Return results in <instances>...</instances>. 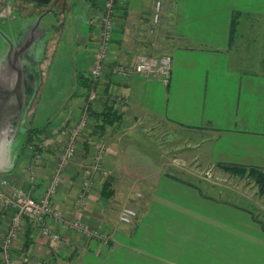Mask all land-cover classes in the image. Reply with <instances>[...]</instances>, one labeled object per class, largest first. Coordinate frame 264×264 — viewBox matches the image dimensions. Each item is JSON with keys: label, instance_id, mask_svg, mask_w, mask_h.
I'll use <instances>...</instances> for the list:
<instances>
[{"label": "crops", "instance_id": "1", "mask_svg": "<svg viewBox=\"0 0 264 264\" xmlns=\"http://www.w3.org/2000/svg\"><path fill=\"white\" fill-rule=\"evenodd\" d=\"M161 1L157 51L171 56L168 82L103 72L101 96L92 108L112 105L120 115L103 132V166L109 174L93 177L85 208L75 212L72 203L81 184L80 160H74L78 167H66L51 201L66 217H79L112 239H87L53 222L61 236L55 242L24 219L11 249L13 264H264V224L252 210L222 196L213 182L187 179L180 164L170 161L178 153L174 160L190 159L194 168L220 177L231 174L218 163L264 171V0ZM154 2L116 0L109 59L131 63L150 52L143 39ZM102 3L58 0L45 6L0 0V177L36 198L62 147L61 138L46 129L31 140L46 144L33 167L32 187L25 139L35 128L38 94L65 35L76 51L92 45L85 70L89 75ZM81 72L75 63L71 76L77 87L66 99L59 117L63 123L68 115L72 123L83 103L86 89L77 91L81 85L76 78ZM110 94L124 103L109 100ZM155 126L163 130V146L154 140L158 134L150 133ZM84 135L76 150L82 157L91 143V136ZM127 200L137 217L116 224L121 207L116 205ZM9 215L0 210V239Z\"/></svg>", "mask_w": 264, "mask_h": 264}, {"label": "built area", "instance_id": "2", "mask_svg": "<svg viewBox=\"0 0 264 264\" xmlns=\"http://www.w3.org/2000/svg\"><path fill=\"white\" fill-rule=\"evenodd\" d=\"M116 0H103L100 16L96 22L95 49L92 53L89 67V87L86 90L83 103L79 108L78 118L69 122L70 115L61 126L52 132L61 138V150L56 155V164L52 170L50 180L41 196L38 198L23 187L9 182L0 177V210L9 212V223L0 240L1 264H13L12 246L24 219L39 235L51 241H60V234L53 228L56 222L71 231L80 234L87 239H96L102 243H108L111 235L101 229L92 226L79 217L68 218L62 211L52 205V198L62 181L63 171L74 159L77 142L89 122V110L93 103L101 96L100 83L103 72L109 70L113 75L129 78L135 74L145 78L160 79L167 83L170 77L171 56L157 51V38L162 17V1L155 0L150 15V24L145 30L143 41L149 47L148 54H139L131 63L116 62L109 59L111 39L114 30V6ZM111 60V62H109ZM109 100L123 104L122 97L108 96ZM93 142L94 150L89 157L84 159L83 167L85 176L82 179L80 189L73 200L75 212H81L87 204V198L93 185L94 175L107 176L109 172L103 166V158L107 144L105 135H99ZM46 144L40 141H30L27 148L30 151V178L31 186L35 181L33 167L40 159ZM136 196H139L136 194ZM137 217L136 209L130 204H122L117 213L116 224H130ZM23 261H27L24 258Z\"/></svg>", "mask_w": 264, "mask_h": 264}, {"label": "rangeland", "instance_id": "3", "mask_svg": "<svg viewBox=\"0 0 264 264\" xmlns=\"http://www.w3.org/2000/svg\"><path fill=\"white\" fill-rule=\"evenodd\" d=\"M66 39L67 37L65 35L63 37V43H60L59 45L61 54H56L55 55L56 59L51 61V65L49 66L46 72L47 76L45 79V83L42 87V90L38 94L37 102L34 106L35 113L33 115L34 117L32 118V126H34L40 131L46 129V131L44 132L50 131L52 133L61 126V124L63 123L62 122L63 119H59V117L66 110V106L68 103L66 99L70 97V93L74 90L75 87H77L76 86L77 83L72 82V76H71V72L75 67V63L77 65V69L80 72L85 71L87 69V61H88L87 57H89L91 53L92 45L87 44L86 45L87 48L84 49L81 47L79 48V51H76L74 45L68 44L67 41L65 42ZM75 56H77V59H75ZM75 60L77 61L75 62ZM45 69H46V65L43 66V72H45ZM73 85H74V88H73ZM81 90H82V87L80 88L78 85L77 91L80 92ZM84 97H85V94H84ZM77 118H78V114L74 118V121ZM149 130L151 134L153 132L158 134V139L154 137V140L155 142L157 141L159 146L160 145L163 146L164 136L161 135L163 133V130L156 126L155 128L151 127ZM84 133L88 136H91V140H90L91 143L87 144V148L89 150L85 149L87 154L85 153L84 156L82 157L81 155L79 154L77 155L76 153L74 159L68 164V165L73 164L74 160H80L79 162L80 167H79V170H77L78 176H80V184H81L82 178L85 176V171L83 167V163L85 161L84 159L89 157V151H91L90 153L93 152L94 150L93 142H95L99 138L98 137L99 135L93 134L92 126H89V122H88L87 127L83 130L81 135H83ZM104 139L106 140L107 137L105 136ZM145 142H146V138L144 139L143 145H141V147H144ZM150 148L153 149V146L151 145ZM173 154L174 155H171L173 158L170 161L180 164L184 172H186L185 177L187 179H190L194 182L195 180L213 182L215 185L218 186L221 193H224V194H221L222 196L233 198V200L236 201L238 204L247 206L248 208L252 210L254 216L264 224V196L261 197L257 194L258 188L252 178H249L246 176L239 177L237 175L220 177L217 174L212 173V171H210V173L205 171L203 169L204 167H199L198 169L194 168L195 165L194 163L190 161V159H188L187 161L183 160L184 162L183 161L181 162L180 160L179 161L174 160V158L176 157L175 154H178V153L173 152ZM73 165L76 168L78 167V163H74ZM134 194H138V193L134 192ZM138 195L140 196V194ZM126 198L129 199L128 197ZM125 202H122V201L119 202V204L116 205V209L119 208L120 205H122L123 203L131 204L129 200ZM119 225H126V224H119ZM0 259H1V256H0Z\"/></svg>", "mask_w": 264, "mask_h": 264}, {"label": "trees", "instance_id": "4", "mask_svg": "<svg viewBox=\"0 0 264 264\" xmlns=\"http://www.w3.org/2000/svg\"><path fill=\"white\" fill-rule=\"evenodd\" d=\"M77 80L80 83L81 87L86 90L89 87V75L86 74V71L77 74ZM120 120V115L112 107V105H105L101 111H96L92 107L89 110V126H92L93 134L100 135L103 133L109 125L114 124ZM40 130L36 128L29 129L25 141L30 142L36 135H39ZM218 167L221 168L224 172L237 175L239 177H249L254 180L257 185L259 196H264V171L257 167L253 166H242L228 163H218ZM105 185L109 188V178L106 179ZM105 187V186H104Z\"/></svg>", "mask_w": 264, "mask_h": 264}, {"label": "water", "instance_id": "5", "mask_svg": "<svg viewBox=\"0 0 264 264\" xmlns=\"http://www.w3.org/2000/svg\"><path fill=\"white\" fill-rule=\"evenodd\" d=\"M31 1H35V2H37V3H40V4H42V5H48V4H50L51 2H52V0H31ZM51 9H53L52 7L50 8V10ZM52 11V10H51ZM20 78V77H19Z\"/></svg>", "mask_w": 264, "mask_h": 264}, {"label": "flooded vegetation", "instance_id": "6", "mask_svg": "<svg viewBox=\"0 0 264 264\" xmlns=\"http://www.w3.org/2000/svg\"><path fill=\"white\" fill-rule=\"evenodd\" d=\"M57 1H58V0H52L51 3L55 4V3H57ZM53 4H52V5H53Z\"/></svg>", "mask_w": 264, "mask_h": 264}]
</instances>
